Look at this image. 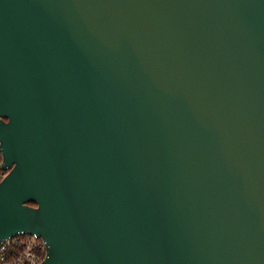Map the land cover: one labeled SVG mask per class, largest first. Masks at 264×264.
<instances>
[{
  "label": "water",
  "instance_id": "95a60500",
  "mask_svg": "<svg viewBox=\"0 0 264 264\" xmlns=\"http://www.w3.org/2000/svg\"><path fill=\"white\" fill-rule=\"evenodd\" d=\"M0 145L40 264H264V0H0Z\"/></svg>",
  "mask_w": 264,
  "mask_h": 264
},
{
  "label": "built area",
  "instance_id": "2783aa9c",
  "mask_svg": "<svg viewBox=\"0 0 264 264\" xmlns=\"http://www.w3.org/2000/svg\"><path fill=\"white\" fill-rule=\"evenodd\" d=\"M2 163L0 145V166ZM8 170L0 167V182ZM46 255L47 243L35 233L23 232L0 241V264H40Z\"/></svg>",
  "mask_w": 264,
  "mask_h": 264
},
{
  "label": "trees",
  "instance_id": "16d2710c",
  "mask_svg": "<svg viewBox=\"0 0 264 264\" xmlns=\"http://www.w3.org/2000/svg\"><path fill=\"white\" fill-rule=\"evenodd\" d=\"M32 204H34V202H31Z\"/></svg>",
  "mask_w": 264,
  "mask_h": 264
}]
</instances>
